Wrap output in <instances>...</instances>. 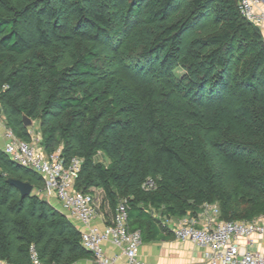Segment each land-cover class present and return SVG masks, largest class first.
Segmentation results:
<instances>
[{
    "label": "trees",
    "instance_id": "obj_1",
    "mask_svg": "<svg viewBox=\"0 0 264 264\" xmlns=\"http://www.w3.org/2000/svg\"><path fill=\"white\" fill-rule=\"evenodd\" d=\"M239 4L0 0V109L9 128L30 142L28 117L48 155L61 149L65 165L80 158L76 188L103 192L111 224L126 200L128 227L143 241L145 230L156 236L160 218H197L207 206H218L223 221L254 220L264 214V33ZM141 29L155 30L130 49L143 84H154L147 98L115 59L100 68ZM165 82L182 102L160 90ZM180 124L189 137L176 134ZM9 179L31 184V196L22 199ZM44 189L39 174L0 149V259L31 264V247L44 264L93 258ZM239 198L256 211H236Z\"/></svg>",
    "mask_w": 264,
    "mask_h": 264
},
{
    "label": "built area",
    "instance_id": "obj_2",
    "mask_svg": "<svg viewBox=\"0 0 264 264\" xmlns=\"http://www.w3.org/2000/svg\"><path fill=\"white\" fill-rule=\"evenodd\" d=\"M241 15L264 33V0H240ZM0 133L4 139L1 150L11 161L39 174L45 181L46 192L53 193L60 201L64 215L80 225L82 244L93 254L95 264H117V257L107 255L104 244L111 243L121 249L125 264H147L139 258L143 243L140 231L128 227L129 208L121 200L116 208L113 223L98 229L93 226L97 218L95 199L90 193L76 188L83 161L74 158L68 165L61 160V149L48 155L42 147L32 141L20 140L9 128L0 109ZM153 183H149L151 187ZM212 206H207V212ZM214 217L208 218L205 227H199L193 220H184L173 228L174 236L180 241H189L209 249L207 260L198 264H264V255L244 247L252 244L255 236L264 240V218L252 221L220 220V209L213 207ZM31 264H44L34 247H31ZM0 264H12L0 259Z\"/></svg>",
    "mask_w": 264,
    "mask_h": 264
},
{
    "label": "crops",
    "instance_id": "obj_3",
    "mask_svg": "<svg viewBox=\"0 0 264 264\" xmlns=\"http://www.w3.org/2000/svg\"><path fill=\"white\" fill-rule=\"evenodd\" d=\"M4 144V139L0 133V147ZM1 149V148H0ZM42 197L46 199L54 208L61 213H65L60 201L55 194L45 192ZM101 204V201H100ZM99 207L97 208V218L93 222V226L98 229L111 224L113 215H106ZM212 208L208 211L201 212L197 218L185 217L181 219H159V223L156 225V236H150L145 230L144 241L139 248L138 254L140 260L147 264H198L204 263L207 260V254L209 249L200 247L189 241H180L173 234V228L183 222L184 220H193L199 227H205L208 223V218L214 217ZM72 222V221H71ZM77 229H81L80 225L72 222ZM241 244L244 247H248L253 251H258L264 255V240L255 236L252 240V244L247 245L246 241H242ZM104 249L108 256L117 257V264H125V258L122 255L121 249L113 246L111 243H105ZM74 264H95L93 258H86L76 261Z\"/></svg>",
    "mask_w": 264,
    "mask_h": 264
},
{
    "label": "rangeland",
    "instance_id": "obj_4",
    "mask_svg": "<svg viewBox=\"0 0 264 264\" xmlns=\"http://www.w3.org/2000/svg\"><path fill=\"white\" fill-rule=\"evenodd\" d=\"M154 29H141L139 31H136L132 34L131 38H128L126 41L123 42V44L115 51V53L112 54V56L109 57H103L100 61V68L103 70H109V68H113L114 66H110V61L115 59L117 62V69L122 72V77L126 82H129L132 84L136 89H138L141 94L147 98L152 90V86H146L143 84L141 79V70L139 71V66L131 60V52L130 49L139 47L142 43H145L146 41H149L151 38V35L154 34ZM177 80H180L182 76L184 75V71L181 69H178L174 73ZM160 90L165 91L169 94V96L172 99L178 100L182 102V97L175 92L169 82H165L163 86L159 87ZM177 130H175L176 134L183 139L184 137H189L193 131H191V127L187 125H175ZM30 133L32 136V142L37 143L38 146H40V138L41 133L39 129V124L37 122H34V125L29 128ZM46 190L44 189L40 194L43 196ZM90 194L95 199V208L99 207L100 201L103 197V192L99 189H93L90 190ZM245 199V198H244ZM243 198H239L234 206V209L236 211H249L250 209L253 210V212L256 211L258 205L252 206L248 200H244ZM155 217H159V213L152 212ZM254 215V214H253ZM264 218L263 215H257L254 217V220H258Z\"/></svg>",
    "mask_w": 264,
    "mask_h": 264
},
{
    "label": "water",
    "instance_id": "obj_5",
    "mask_svg": "<svg viewBox=\"0 0 264 264\" xmlns=\"http://www.w3.org/2000/svg\"><path fill=\"white\" fill-rule=\"evenodd\" d=\"M23 124L26 128H31L34 122L28 117H24ZM8 182L20 192L22 199L30 197L34 191V187L29 183L16 179H9Z\"/></svg>",
    "mask_w": 264,
    "mask_h": 264
}]
</instances>
